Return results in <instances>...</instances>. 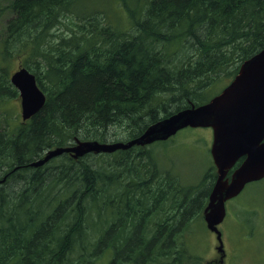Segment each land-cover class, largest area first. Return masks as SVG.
I'll list each match as a JSON object with an SVG mask.
<instances>
[{"label":"trees","instance_id":"1","mask_svg":"<svg viewBox=\"0 0 264 264\" xmlns=\"http://www.w3.org/2000/svg\"><path fill=\"white\" fill-rule=\"evenodd\" d=\"M88 1L119 3L129 27L119 30L102 11L89 15ZM7 9L12 16L0 45V102L18 95L2 64L13 53L23 56L22 67L47 98L31 120L5 116L0 130V162L6 161L0 264H77V257L91 264L109 256L106 264L191 260L172 215L151 217L158 204L182 196L190 202L187 218L197 193L183 189L171 171L164 176L168 190L156 187L162 174L146 147L117 150L111 154L118 159L106 165L97 158L111 154L78 160L63 154L67 162L47 174L28 165L77 141L114 143L106 140L113 126H127L131 137L116 142H128L159 120L204 104L196 95L222 76L232 78L230 84L264 49V0H10ZM65 22L71 23L68 33H54ZM16 173L31 175L10 184Z\"/></svg>","mask_w":264,"mask_h":264},{"label":"water","instance_id":"2","mask_svg":"<svg viewBox=\"0 0 264 264\" xmlns=\"http://www.w3.org/2000/svg\"><path fill=\"white\" fill-rule=\"evenodd\" d=\"M10 82L19 94L22 121L27 122L44 108L46 95L38 86L36 76L25 67L13 72ZM186 128L213 129L210 152L217 179L205 209V219L209 229L219 233L217 225L225 216V202L237 197L247 184L264 178V49L246 60L235 79L209 102L192 104L159 120L128 143L77 141L74 146L47 151L29 166L42 167L64 153L78 160L88 154L145 147L169 140ZM242 157H245L243 163L230 180L226 179L228 171Z\"/></svg>","mask_w":264,"mask_h":264},{"label":"rangeland","instance_id":"3","mask_svg":"<svg viewBox=\"0 0 264 264\" xmlns=\"http://www.w3.org/2000/svg\"><path fill=\"white\" fill-rule=\"evenodd\" d=\"M9 2L10 0H0V45L4 44V41L7 37L5 26L7 21L12 16L10 11L7 9ZM88 3L90 4L88 12L89 15L97 11H102L105 16L107 15V20L119 30H126L129 27L128 14L119 3L115 1H95L94 3L88 1ZM74 20L76 22H82V19ZM70 27L71 23L65 22L62 26H60V28H57L54 33L59 31V35L65 36L70 30ZM23 63V56L13 53L8 55L7 58L3 59L2 64L8 75H11L13 72L22 67ZM231 79L232 78L229 79L226 76H222L218 80H215L208 89L200 92L199 95H196L195 98H201L205 103L206 101L208 102V100H211L214 96L220 94L222 90L229 84ZM5 116H9L10 119L14 118L15 122L24 123L21 116L19 95L12 99L4 98L0 102V130H4L6 127L7 120ZM130 137L131 133H129L127 126H113L109 129L106 140L107 142L126 141ZM211 144L212 141L210 130L202 128H186L180 131L173 139L156 144L153 143L152 145L146 147V150H150L152 152L153 161L156 162L157 169L159 173L162 174V178L157 182L156 187L159 184L158 187L168 190V182L164 176L168 171H171L183 189L189 190L191 194L196 192V196H198L197 199H202L204 197L202 194L205 192V189L213 179L215 173L213 168L214 162H212L213 159L211 158L210 154ZM96 156L98 157L99 155ZM64 158V156H60L49 161L47 164L42 166V173L47 171V174L50 171H55L57 167H60L64 162H67ZM115 158L118 159V155L111 154L102 155L98 157L97 160L103 165H106ZM143 164H146L147 166L143 167L144 169L151 168V165L148 163L147 156H145ZM5 170L6 161L0 162V176H3V172ZM30 175L31 173L27 175L16 173L14 176H12L10 184L16 183L17 180L21 181L24 178L29 179ZM139 175L142 179L146 178L140 173ZM52 187L59 188V184L53 185ZM156 187L152 186L151 189H155ZM56 191H58V189H54V191L51 193V196L56 195ZM173 199L165 201L164 204H158L157 210L152 215L151 219L159 218L161 216L165 217L166 215L169 217V215H172V221L174 220V228L178 227L180 229V226L184 225L185 229L183 231H178L181 233V235L178 236V242L182 244L183 248L187 250V255L189 253L193 254L200 263L199 255L205 256L206 252L204 253V251L210 246V235L203 227V221L201 217L199 215L196 216L198 205L193 204L191 207V212H188V217L183 218L180 214H178V211L180 212L182 208H179L177 201ZM188 202L189 199L186 200V203ZM236 203L246 210L240 208L242 210V215L239 217V222L234 216L230 217L231 221L228 226V237L231 239V246L237 245V238L246 239L248 237H254L253 246L254 248H257L260 255L258 264H264V235L261 233V230L264 228V181L248 184L245 191L238 197V199H236ZM251 208L256 209V211H250ZM191 213L194 214L191 215ZM200 220L202 222H200ZM239 223L243 225V229L248 231L254 230V234L251 235L249 232L241 234L238 232L240 231ZM92 238L93 234H90L89 239ZM89 239L87 238L85 241L86 243L84 247L86 249H90L92 245ZM254 248L250 247L249 249H245L241 252L240 264L253 263L256 257L254 254ZM235 255L238 256L237 253ZM86 259L88 260L89 257H86ZM108 260H110V256L107 257L105 261L101 260L91 264H106ZM203 261H205L204 258H202V262ZM81 262L83 264H89L88 262H85V258L80 259L77 257L76 263L81 264ZM192 263L193 259H185L183 264ZM162 264H168L167 260H163Z\"/></svg>","mask_w":264,"mask_h":264},{"label":"flooded vegetation","instance_id":"4","mask_svg":"<svg viewBox=\"0 0 264 264\" xmlns=\"http://www.w3.org/2000/svg\"><path fill=\"white\" fill-rule=\"evenodd\" d=\"M24 123H26V122H24ZM206 129L210 130L211 141L213 142V129L212 128H206ZM158 143H160V142H158ZM41 158H43V156L39 157L38 159H35L34 161L39 160ZM244 159H245V157L240 158L239 161L228 171L226 179H229V180L231 179L232 174L243 163ZM34 161H32V162H34ZM212 162H213V160H212ZM213 168L215 170L214 177L210 181V183L208 184L207 188L205 189L206 194L204 195V197L202 199L197 200V202H196V205H198V208L196 210L197 211L196 216L199 215L201 217V219L203 221L202 225L210 235V237H209L210 246L205 249V251H204V253L206 252L205 256L199 255L200 263H199V260L193 254L190 253L191 257L193 259L192 264H240L241 252L245 249H249L250 247L254 248V246H253L254 237H248L246 239L237 238V245L231 246V239L228 237V226H229V223L231 221V218H230L231 216H234L238 222L240 221L239 217L242 215L241 209H244V208H242L239 204L236 203V199H238V197L245 191V189L248 185L245 187V189L237 197L232 198L230 200H227L225 202V216H224L223 220L217 225V229L220 233V238H219V233L217 231H212L211 229H209L208 223L205 219V209L207 208V206L209 204V201H210L209 197H210V194L212 192V189H213L215 182H216V179H217V170L215 168L214 163H213ZM260 181L261 182L264 181V178ZM260 181H256V182H260ZM253 183H255V182H253ZM176 201H177L179 208H182V210L180 212L178 211V214H180L181 216L186 218L185 205L187 203H186L185 199L183 197H181ZM244 210H246V209H244ZM250 211H256V209L251 208ZM194 213H196V212H194ZM194 213H191V215ZM202 221L200 220V222H202ZM242 226L243 225L241 223H239L240 231H238V232H240L241 234H245L246 232H249L251 235L254 234V232H255L254 230L248 231L246 229H243ZM184 229H185V226L181 225L180 231H183ZM261 233L264 235V228L261 230ZM171 234H170V229H168L166 227V231H165L164 236L168 237ZM180 235H181V233H177V236H180ZM236 253L238 254V256L235 255ZM254 254L256 255V257H255V260L253 261L252 264H258L260 255H259V251L257 250V248H254ZM202 258H204L205 261L202 262ZM184 261L185 260H183V263H184Z\"/></svg>","mask_w":264,"mask_h":264},{"label":"bare ground","instance_id":"5","mask_svg":"<svg viewBox=\"0 0 264 264\" xmlns=\"http://www.w3.org/2000/svg\"><path fill=\"white\" fill-rule=\"evenodd\" d=\"M36 81H37V77H36ZM37 84H38V81H37ZM38 86H39V84H38ZM40 87V86H39ZM41 88V87H40ZM42 90V89H41ZM43 91V90H42ZM44 92V91H43ZM45 93V92H44ZM46 95V94H45ZM47 98V97H46ZM137 138V137H136ZM135 139V138H134ZM133 140V139H132ZM131 141V140H130ZM129 142V141H128ZM128 142H120L121 144H125V143H128ZM114 143H117V142H114ZM67 147H70V146H67ZM118 150H120V149H118ZM123 150H126V149H123ZM117 151V150H116ZM64 154H67V153H64ZM63 155V154H62ZM6 179V178H5ZM5 179H2V180H0V181H5ZM3 181V182H4ZM3 182H0V183H3Z\"/></svg>","mask_w":264,"mask_h":264}]
</instances>
